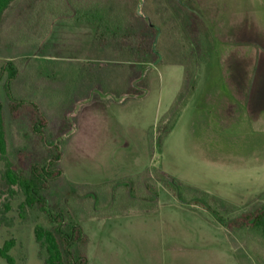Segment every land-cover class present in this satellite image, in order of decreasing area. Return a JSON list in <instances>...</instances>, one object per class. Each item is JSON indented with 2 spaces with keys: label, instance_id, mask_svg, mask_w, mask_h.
Returning <instances> with one entry per match:
<instances>
[{
  "label": "rangeland",
  "instance_id": "374dc122",
  "mask_svg": "<svg viewBox=\"0 0 264 264\" xmlns=\"http://www.w3.org/2000/svg\"><path fill=\"white\" fill-rule=\"evenodd\" d=\"M102 2L156 27L136 79L117 47L84 56L67 0H14L0 23V63L23 61L13 92L55 122L46 138L60 145L62 173L49 202L81 227L86 264H264L261 232L231 225L264 203V0ZM83 65L80 85L67 67ZM34 68L51 75L33 90ZM3 80L8 157L39 158L46 144L27 117L12 118ZM63 118L70 127L55 139ZM5 188L0 247L11 239L12 264H43L33 228L50 223L37 209L21 219L22 194Z\"/></svg>",
  "mask_w": 264,
  "mask_h": 264
},
{
  "label": "trees",
  "instance_id": "16d2710c",
  "mask_svg": "<svg viewBox=\"0 0 264 264\" xmlns=\"http://www.w3.org/2000/svg\"><path fill=\"white\" fill-rule=\"evenodd\" d=\"M14 0H0V23ZM72 9L67 12L70 20L76 23H85L93 28L94 36L102 47H117L118 53H124L129 59L131 78L136 79L137 71L133 68L136 63L142 62L150 52L154 54V40L157 34L156 27L151 23L143 22L136 26L137 15L134 12L124 17L119 10L113 7L107 9L102 0H67ZM183 0H180L182 2ZM179 2V0H178ZM115 10V11H114ZM54 11V9L52 10ZM189 31L196 30L195 25L187 24ZM193 35V34H192ZM193 42L196 37L191 36ZM123 55V54H122ZM23 61L7 58L0 63V81L3 80V88L8 99V110L13 119H29L30 130L37 134L40 141L46 144L47 151L39 158L28 155V150H19L15 162L10 160L7 154V136L5 127V115L3 101L0 97V181L6 184L5 191L8 197L16 192L22 194V201L18 204V214L25 219L28 210L37 209L50 223L49 226L35 224L33 228L34 239L44 249L45 257L43 264H86L85 254L79 249L78 244H84L81 227L65 218V212L56 205H51L49 190L53 181L61 176L60 168L61 148L57 141L47 140L48 129H53L55 123L35 102L28 98L15 95L12 86L19 75ZM35 66V65H34ZM53 69V68H52ZM53 72V71H51ZM51 74H41L34 68L27 80L26 86H30L36 78H44ZM31 89H36L31 87ZM134 87L127 88V93ZM26 89V92H30ZM26 101H31L30 104ZM67 126V127H66ZM70 125L66 118L56 128L55 139L67 132ZM46 131V133H45ZM60 133V134H58ZM51 142V143H50ZM2 190L0 189V194ZM4 209L0 211V224H6L4 216L10 207L3 203ZM51 206L54 207L52 210ZM238 228L251 227L261 232L264 237V203L253 209L246 210L231 222ZM78 243V244H77ZM13 241L7 240L0 247V256L9 264L13 263L8 254Z\"/></svg>",
  "mask_w": 264,
  "mask_h": 264
},
{
  "label": "crops",
  "instance_id": "0c3cea01",
  "mask_svg": "<svg viewBox=\"0 0 264 264\" xmlns=\"http://www.w3.org/2000/svg\"><path fill=\"white\" fill-rule=\"evenodd\" d=\"M72 24H76L80 26V28L77 29L78 34H79V38L83 35L85 37L88 38V43L87 45L89 47H86L85 50V57H90V56H97V54L99 53L98 51L102 50V45L99 44V42L96 40L95 36H94V30L92 27H90L89 25L85 24V23H76V22H72ZM71 24V25H72ZM82 26V27H81ZM88 28V29H87ZM76 30V29H72L71 32H69L71 38L70 41L72 42V38L74 37V34L72 35V31ZM76 31V32H77ZM81 46V45H80ZM80 48V47H79ZM104 50V48H103ZM81 51V50H80ZM98 52V53H97ZM82 65V64H81ZM84 67H80L79 70H75L74 66H68L67 67V72L70 74V76H68V78L70 77L71 80H75V81H79V84L81 85L82 82H84V80L87 78V66L83 65ZM130 71V70H129ZM77 75V76H76ZM79 75V76H78ZM131 75V72H130Z\"/></svg>",
  "mask_w": 264,
  "mask_h": 264
}]
</instances>
